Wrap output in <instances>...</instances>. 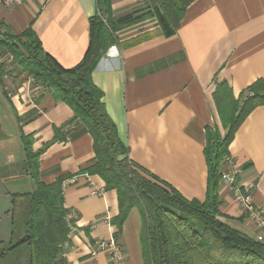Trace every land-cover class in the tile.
Instances as JSON below:
<instances>
[{
	"label": "crops",
	"instance_id": "1",
	"mask_svg": "<svg viewBox=\"0 0 264 264\" xmlns=\"http://www.w3.org/2000/svg\"><path fill=\"white\" fill-rule=\"evenodd\" d=\"M146 0H111L112 16L146 9ZM95 0H26L0 3V19L10 31L30 26L44 51L63 67L75 65L90 40L89 17ZM98 61L92 81L103 91L106 111L131 160L168 182L186 199L207 195L205 127L223 128L212 93L225 80L235 97L264 78V0H193L176 32L165 37L154 18L126 26ZM0 239L7 240L11 221L5 211L10 194L32 191L24 171L21 132L32 136L39 156V177L50 183L60 175L67 218L72 220L63 257L67 264H112L97 242L116 233L114 189H104L97 175L79 173L93 160L92 137L65 103L17 68L0 49ZM238 167L235 184L219 180L217 211L232 227L254 237L235 188L251 186L253 203L264 211V105L256 106L228 145ZM226 167V162L223 168ZM144 219L133 207L117 232L124 258L120 264H148L142 253Z\"/></svg>",
	"mask_w": 264,
	"mask_h": 264
},
{
	"label": "trees",
	"instance_id": "2",
	"mask_svg": "<svg viewBox=\"0 0 264 264\" xmlns=\"http://www.w3.org/2000/svg\"><path fill=\"white\" fill-rule=\"evenodd\" d=\"M97 12L89 17V44L82 58L63 67L44 51L34 30H9L0 19V49L7 51L20 71L48 88L54 100L65 103L92 137L94 157L79 173L99 176L104 189H114L118 214L111 219L117 231L130 210L139 206L144 219L142 253L148 264H264V242L229 225L217 211V188L228 145L244 118L256 106L264 105V78H257L234 96L227 81L216 84L213 101L223 128L205 127L204 154L207 161V195L204 201L186 199L168 182L131 160L106 111L103 91L91 74L107 49L116 43L118 30L144 19L154 18L163 36L173 35L184 11L193 0H146V9L112 16L111 0H95ZM0 62V84L3 76ZM54 127V141L57 136ZM23 168L35 188L10 194L5 211L11 232L0 239V259L24 248L25 264H67L63 243L72 220L63 203L60 175L50 183L40 180L39 156L46 147L32 149V136L21 132ZM16 236V239H14ZM117 238V237H116Z\"/></svg>",
	"mask_w": 264,
	"mask_h": 264
},
{
	"label": "built area",
	"instance_id": "3",
	"mask_svg": "<svg viewBox=\"0 0 264 264\" xmlns=\"http://www.w3.org/2000/svg\"><path fill=\"white\" fill-rule=\"evenodd\" d=\"M25 1L26 0H0V3L6 6H11ZM43 1L45 2L48 0ZM225 162L226 167L221 171L220 181L224 184H235L238 167L233 164L232 159L229 156L225 159ZM250 190V185H246L245 187L236 186V199L240 205L242 213L250 220L255 229L254 238L258 241L264 242V211L253 203ZM96 247L107 251L109 261L112 264H120L124 258L123 248L113 233L109 235L108 238L98 241Z\"/></svg>",
	"mask_w": 264,
	"mask_h": 264
},
{
	"label": "rangeland",
	"instance_id": "4",
	"mask_svg": "<svg viewBox=\"0 0 264 264\" xmlns=\"http://www.w3.org/2000/svg\"><path fill=\"white\" fill-rule=\"evenodd\" d=\"M16 239V236H14ZM25 252L24 248L22 249H15L12 252L4 255L0 259V264H25Z\"/></svg>",
	"mask_w": 264,
	"mask_h": 264
}]
</instances>
